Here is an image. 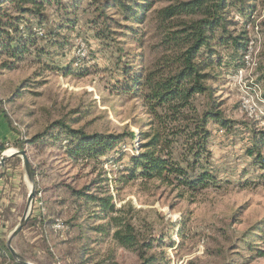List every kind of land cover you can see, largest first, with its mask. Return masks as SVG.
Here are the masks:
<instances>
[{"label":"rangeland","instance_id":"rangeland-1","mask_svg":"<svg viewBox=\"0 0 264 264\" xmlns=\"http://www.w3.org/2000/svg\"><path fill=\"white\" fill-rule=\"evenodd\" d=\"M58 1L80 5L77 9L55 4L45 7L46 20L37 29L36 47L46 48L49 54L39 59L35 47L15 69L0 67V156L9 150H25L36 185L28 221L12 241L14 250L33 264H140L134 253L112 241L111 234L94 231L107 223L96 219L100 212L94 205L80 210L83 203L72 197L71 188L83 189L95 181L108 191L117 208H124L142 239L152 238L150 254L160 260L157 264H264V257L244 244L264 248L258 241L264 224V168L255 163L256 157L247 155L255 138L264 133V81L260 79L264 0H247L255 6L249 20L241 17L236 6L228 8L235 22L233 32L245 31L248 41L240 68L228 62L230 51L221 52L224 61L219 78L210 83L231 127L228 131L209 124L211 163L207 169L217 178L218 187L197 194L159 181L119 182L131 166V157L140 154V134L150 122L141 101L122 94L121 88L126 66L146 68L156 58L159 39L151 14L141 41H134L122 35L125 26L133 24L123 20L122 6H114L134 0ZM172 1H160L155 8ZM101 11L111 18L106 23L98 18ZM64 19L66 23L61 22ZM68 20L74 23L67 25ZM95 20L99 23L94 24ZM51 28L61 34L62 48L53 46L54 39L43 37ZM104 31L117 33L100 38L98 34ZM206 103L207 98L198 97L200 111ZM57 122L87 134L133 132L135 138L125 139L99 163L70 158L65 136L55 144L50 138L39 148L27 144L37 134H56ZM174 150L176 158L181 153L184 156L181 144ZM31 190L23 159L9 158L0 167V252L20 224ZM6 260L0 255V264L17 263Z\"/></svg>","mask_w":264,"mask_h":264},{"label":"trees","instance_id":"trees-1","mask_svg":"<svg viewBox=\"0 0 264 264\" xmlns=\"http://www.w3.org/2000/svg\"><path fill=\"white\" fill-rule=\"evenodd\" d=\"M46 1V4H44ZM163 0L125 1L114 6H122L123 20L133 26H125L123 36L141 41L143 26L151 14L155 20L158 35L156 58L150 66L137 69L126 66L125 84L122 94L138 98L146 109L150 122L148 130L140 134L141 151L131 157V166L127 174L120 177V183L138 179L159 181L163 185L191 194H197L210 187H218L217 178L207 168L211 163L209 142L211 132L209 124L214 123L225 130L230 129L228 122L220 112L215 90L210 83L219 78L224 58L222 51H230L228 62L234 68L243 65V54L247 47V33L233 32L235 22L230 20L228 8L236 6L243 19L249 20L255 10L254 4L247 0H173L167 6L155 8ZM165 1V0H164ZM253 1V0H251ZM78 8L80 3L66 5L56 0H0V67L4 70L15 69L17 63L35 51L40 59L49 54L46 48H37L40 39L37 29L42 28L46 16L44 9L48 5ZM9 5V8H5ZM98 18L106 23L109 18L104 11ZM30 19H33V24ZM66 23L65 19L61 21ZM67 25L74 22L68 20ZM98 24V20L93 22ZM117 27H121L116 20ZM114 31L99 33L100 38L114 35ZM47 38H52L53 46L62 48V37L58 30L51 28ZM44 39V38H42ZM36 47V48H35ZM33 48L34 51H33ZM6 59L1 62L2 59ZM264 60V54H263ZM227 67V66H225ZM261 80L264 81V63L261 66ZM207 98L202 111L198 108V97ZM56 134L45 132L35 135L27 144L39 148L49 143L62 142V136L68 141L67 155L73 160L101 161L125 139L133 140L135 134L124 135L87 134L82 129H74L63 122L55 123ZM255 144L247 149V155L256 157L255 163L264 168V133L255 138ZM181 144L184 156L175 157V145ZM3 151L0 148V152ZM72 197L83 203L79 206L94 207L99 210L96 219L107 221L93 228L96 232L111 234L112 241L120 248L134 253L140 264H157L160 260L150 254L154 241L142 239L132 220L125 216L124 208H117L113 198L93 182L83 189L70 190ZM259 237L264 247V224H261ZM246 247L264 257V248H253V244L244 241ZM238 247V246H236ZM1 257L14 262L8 247L2 244ZM86 248L82 254H86ZM7 261V260H6ZM17 264V263H14Z\"/></svg>","mask_w":264,"mask_h":264},{"label":"water","instance_id":"water-1","mask_svg":"<svg viewBox=\"0 0 264 264\" xmlns=\"http://www.w3.org/2000/svg\"><path fill=\"white\" fill-rule=\"evenodd\" d=\"M11 157H21L23 159V164H24L27 178L30 181V183H32V190L28 197L27 207H26L24 216L22 217L20 224L11 234L7 242V247L9 251L11 252V255L13 256V258L18 264H33V263L26 261L20 254H18L14 250V248L12 247V241L22 232V229L24 228V226L26 225L28 221L30 209L33 204L34 198L36 196L35 173H34L32 163L30 162V159L28 158L27 152L25 150H20L10 155H6V153H3L2 156H0V167H3L4 164L7 162V160Z\"/></svg>","mask_w":264,"mask_h":264},{"label":"bare ground","instance_id":"bare-ground-1","mask_svg":"<svg viewBox=\"0 0 264 264\" xmlns=\"http://www.w3.org/2000/svg\"><path fill=\"white\" fill-rule=\"evenodd\" d=\"M12 153H13V150H9V151L6 152V155H10Z\"/></svg>","mask_w":264,"mask_h":264},{"label":"crops","instance_id":"crops-1","mask_svg":"<svg viewBox=\"0 0 264 264\" xmlns=\"http://www.w3.org/2000/svg\"><path fill=\"white\" fill-rule=\"evenodd\" d=\"M0 139H1V136H0Z\"/></svg>","mask_w":264,"mask_h":264}]
</instances>
